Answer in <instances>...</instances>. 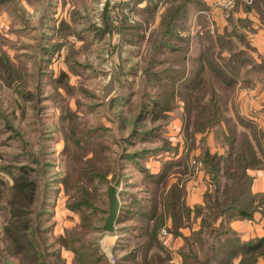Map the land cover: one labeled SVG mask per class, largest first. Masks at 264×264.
Returning <instances> with one entry per match:
<instances>
[{"label": "rangeland", "instance_id": "obj_1", "mask_svg": "<svg viewBox=\"0 0 264 264\" xmlns=\"http://www.w3.org/2000/svg\"><path fill=\"white\" fill-rule=\"evenodd\" d=\"M182 1L0 0V264H20L5 228L29 219L31 227L17 233L31 245L24 259L40 253L43 264H79L78 255L82 264H132L128 256L137 251L138 264L157 254L170 264L172 254L141 219L138 199H149L147 206L157 198L161 189L152 177H165L167 152L184 151L191 177L203 167L196 173L201 161L191 154L203 152L208 140L191 137L196 111L186 109L182 82L211 42L199 35L207 25L198 21L199 0H187L185 20L167 17ZM170 27L179 40L167 35ZM212 39L226 64L218 52H228L230 42ZM235 119L230 124L240 125ZM248 129L263 141L256 125ZM261 143L257 156L264 158ZM22 168L37 183L36 198L13 208ZM115 193L121 223L108 233ZM193 254L202 264L208 249L197 246Z\"/></svg>", "mask_w": 264, "mask_h": 264}, {"label": "trees", "instance_id": "obj_2", "mask_svg": "<svg viewBox=\"0 0 264 264\" xmlns=\"http://www.w3.org/2000/svg\"><path fill=\"white\" fill-rule=\"evenodd\" d=\"M189 2L190 1L187 2V0H183L178 6H172V12L168 14L167 17L172 21L179 20L180 22L181 19L185 20V18L188 17L187 5ZM198 3L200 5L199 11H204L205 6L203 5V1L199 0ZM245 9L247 12L255 11L264 22V0H253L252 5H246ZM240 23L247 27V23H244L243 21ZM167 33L168 36L175 37L177 40L180 39L175 28L171 29L170 27ZM227 33L230 34L217 37L218 43L221 45H223L221 43L222 39H227V41L230 42L228 43L230 46L227 49L230 53L228 57L222 56L223 51L221 53L218 52L219 58H221L222 61L225 60L226 64L219 63L218 57H216L218 55H215V52L212 51V46L214 44L213 37L206 32L203 35L210 37L209 41L211 42V46L209 51L207 49V51L201 52L200 55L197 56L195 61L196 65L193 74H191V79L189 78L188 80L187 78L182 82L183 88L187 91L189 96L185 99L188 106L186 109L190 114H193V111H196L194 114V131L192 132V135L211 132L214 128H220L218 130L223 134L222 139L219 138V140L220 144L226 147V155L219 156L206 151L201 156L202 165L210 176L212 182L217 183L222 174H225L230 181L226 186L221 199L216 198L214 196L215 193L206 194L208 214L202 222L203 229L187 240L185 248L181 250L184 264H201L200 259L193 254V249L197 246L199 248H204L205 246V248L208 249V258L202 264L209 263L210 261L216 262V264H260V260L264 259V237L260 240H253L251 243L239 242L238 244L224 245L221 247L216 244L219 238L228 237V235L231 234V232L225 227L218 226V221L225 215V213L236 211L242 218H251L256 213H260L264 216V193L252 194L250 191L252 179L247 175L249 169H257L259 160L257 158V150L253 141H255L259 147L260 145L258 144H260L262 136L258 138L255 134L252 136L253 139L251 140L250 136L247 134L237 135L235 125H231V121L225 116V112L228 109L227 104L230 103L234 94L235 76L238 75L242 65L251 63L252 60L250 59V55L247 54V51L246 53L238 51L237 45L241 43L246 44L243 35L235 34L229 30L226 34ZM233 37L237 38L240 43L234 41L235 39H233ZM247 46L249 45L247 44ZM247 49L248 52L251 51L249 47ZM184 59L187 60L185 53ZM3 64L4 63L0 60V65ZM259 67L262 69L263 65H260ZM184 71L185 70H183V72ZM189 75L190 70L187 72L186 76ZM184 76L185 74L181 75V79ZM177 79L178 77L172 78L174 84ZM172 90V100L174 101V99L176 100L174 86ZM227 92H229L230 96L227 95ZM193 100L195 101L193 102ZM224 127L228 132L223 130ZM174 152L175 151L167 152V159L168 156L171 157V154ZM233 155H236V157ZM166 160V170L164 171L166 174L165 177H152V182L157 184L161 189V191L157 193V198H154L150 205L147 206L145 205L150 202L149 199H147L148 201L146 203H143L142 200L138 199V207L142 205V207H140L141 219L147 221L148 226L149 224L151 227L154 226L151 235H155L163 225V215L159 212L162 201V204H164V207L172 219V228L169 229L170 234L179 235V230L184 225V221L189 217L190 213V210L181 202L183 191L178 186L174 185L166 191L168 175H170L172 171L171 163ZM19 171L20 174L14 178V185L11 190L12 200L10 204L13 208L17 206H22L23 208L30 207L35 202L37 183L34 180L27 178L29 177L27 170L22 168ZM113 192H111L110 189V193ZM197 209L199 210V208ZM31 223L32 220L29 219L24 226L20 225L16 227L15 225L14 229L11 227L5 228V232L12 240V246L18 249L20 253L19 255L22 257L20 258V264H43L39 261V257L42 255L40 253L36 254L32 259H24L25 256L22 254L26 249L25 247L30 248L31 245L28 243V240L25 239L24 234L18 235L17 233L26 232L28 225L31 227ZM119 223H121L120 220ZM204 234H206V242L203 240ZM143 238L149 239L148 236ZM146 242L147 240L144 243ZM136 248L137 247H135L134 250ZM149 249L150 247L148 250ZM74 252L77 255V252ZM239 252L244 254L241 256L239 262L236 263L235 259L238 258ZM77 257L76 262L82 264L80 262L81 256L78 255ZM128 257L129 260H132V264H138L137 251L132 253V259H130V255ZM167 260L168 258L163 260L161 256L157 254L149 259L147 264H168Z\"/></svg>", "mask_w": 264, "mask_h": 264}, {"label": "crops", "instance_id": "obj_3", "mask_svg": "<svg viewBox=\"0 0 264 264\" xmlns=\"http://www.w3.org/2000/svg\"><path fill=\"white\" fill-rule=\"evenodd\" d=\"M233 1L203 0L205 10L198 12V21L204 20L207 25L204 28V32L199 28V35L202 36L207 32L210 36L217 38L225 36L229 30L235 34L243 35L246 40V44L241 43L237 45V48L238 51L244 53L247 51L252 62L242 65L238 75L235 76L236 80L234 84L237 92L233 95L229 103L231 105H229L225 112V116L229 120L239 118L241 126L239 124L235 125L237 135L247 134L252 140L253 137L248 129L249 124L256 125L264 136V22L255 11H246L245 6L252 5L253 0ZM226 10L230 11V15L224 13ZM241 21L247 23V27L243 26L240 23ZM233 39L237 43H240L237 38L233 37ZM248 47L251 50L250 52H248ZM229 54V52H223L222 56L228 57ZM260 65H263L262 69L259 67ZM183 114H185V111ZM218 129L220 128H214L211 132L192 136L193 139L196 138L197 140L204 136L208 140V143L206 142V149L203 152L197 148L191 154L192 156H197L201 163V156L206 151L219 156L226 155V147L220 144L218 138V134H223ZM223 130L228 132L225 127ZM177 133L179 134L178 131ZM177 133H174L173 137ZM183 134L184 132L180 134V139ZM261 140L260 142L263 143L264 139L263 141ZM253 143L258 152L257 143L255 141ZM171 155L166 160L172 165V174L168 175L166 191L174 185L178 186L183 191L181 202L190 210V213L179 230V235L170 234L169 229L172 228V219L162 201L159 212L163 215V225L159 229V239L162 245L172 254L171 264H184L181 250L185 248L187 240L203 229L202 222L208 214L206 194L215 193L214 196L221 199L223 195L219 192H223L230 181L227 179V183L221 187L220 182L222 176L225 175L222 174L217 183L212 182L203 165L202 170L197 175L191 177L188 175L190 173L189 160L186 157L187 155H184V151L179 149L178 152H174ZM233 156L236 157V155ZM257 158L259 160L257 169H249L247 171V175L252 179L250 187L252 194L264 193V158L261 156ZM218 226H223L231 232L228 237L219 238L216 243L219 247L234 245L239 242L251 243L253 240H260L264 237V216L260 213L254 214L251 218H242L236 211H229L220 218ZM243 254L239 252L238 258L235 259L236 263L239 262ZM260 264H264V260H260Z\"/></svg>", "mask_w": 264, "mask_h": 264}, {"label": "water", "instance_id": "obj_4", "mask_svg": "<svg viewBox=\"0 0 264 264\" xmlns=\"http://www.w3.org/2000/svg\"><path fill=\"white\" fill-rule=\"evenodd\" d=\"M120 209L121 204L118 193L112 194L109 198V210L104 224V231L108 233L115 231V225L119 223Z\"/></svg>", "mask_w": 264, "mask_h": 264}, {"label": "built area", "instance_id": "obj_5", "mask_svg": "<svg viewBox=\"0 0 264 264\" xmlns=\"http://www.w3.org/2000/svg\"><path fill=\"white\" fill-rule=\"evenodd\" d=\"M202 167V163L200 162V164H196V173H198L200 171V168ZM165 233V231H163Z\"/></svg>", "mask_w": 264, "mask_h": 264}]
</instances>
